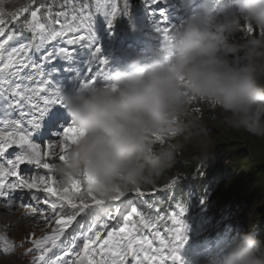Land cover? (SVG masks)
Wrapping results in <instances>:
<instances>
[{
	"label": "clouds",
	"instance_id": "clouds-1",
	"mask_svg": "<svg viewBox=\"0 0 264 264\" xmlns=\"http://www.w3.org/2000/svg\"><path fill=\"white\" fill-rule=\"evenodd\" d=\"M174 36L164 51L116 66L102 81L63 96L83 134L68 162L56 164V175L67 185L86 169L97 181L96 197L109 201L117 189L154 184L166 171H189V182L194 172L203 174L207 185L218 181L216 214L233 235L203 264H264L263 192L257 179L248 182L254 169L264 173V0H199ZM41 211L18 225L17 214H5L4 221L32 229L14 242H34L57 226Z\"/></svg>",
	"mask_w": 264,
	"mask_h": 264
},
{
	"label": "snow or ice",
	"instance_id": "snow-or-ice-1",
	"mask_svg": "<svg viewBox=\"0 0 264 264\" xmlns=\"http://www.w3.org/2000/svg\"><path fill=\"white\" fill-rule=\"evenodd\" d=\"M159 2L160 0H150L151 4ZM5 3L6 0H0V37L6 35V16L17 19L18 12L28 11V8L24 7L18 12H6ZM123 4V11H121L119 0H95L94 10L85 3L78 10H74L71 15L67 11H60L55 14V18L49 11L46 17L48 23L42 21L40 8H36L31 11L30 19L25 21V28L31 30L34 33L33 40L39 42L21 43L19 47H12L6 57L4 52L0 51V158L4 157L13 147L18 149L14 159H7V166L5 163H0V196L6 195L3 189H5L7 178L16 177V181L7 184L8 188L27 189L31 193V199L37 202L41 201L36 193L46 194L43 203L50 204L53 211L57 209V202H60L61 209L66 204L73 210V214L56 220L58 227L51 235L34 240L35 248L40 250L38 260L44 264H49L45 260V255L51 248L57 246V241L64 235L67 227L77 220V217L86 214V210L91 207L106 209L109 202L121 201L127 192L117 189L116 194L109 201L98 199L93 191L97 181L86 169L73 177L70 184L65 185L60 182L56 175V164L68 162V151L83 134L74 123L70 122L64 127L58 137L60 140L58 160L54 159L56 144L48 143L46 149L42 151L41 144L34 142L32 138L33 132L39 129L40 122L50 107L63 102L62 90L54 80L53 62L57 59L74 61L79 56L80 48L69 49L67 45L86 47L90 58L87 68L89 75L82 81L81 87L99 82L107 69L108 59L102 55L101 48L96 46L95 18L98 14L103 15L111 28L118 17L129 15L128 0H123ZM159 15L161 20L155 25V31L161 37L160 50L164 51L167 46L174 43L175 30L167 26L166 15L162 9ZM245 27L247 33L254 32L250 24H246ZM17 38L15 33L7 34L6 39L0 41V50H4L10 41ZM54 41H63L65 46H53L50 50H43L45 45ZM32 51L38 55L32 56L30 54ZM93 63L96 65L95 68L91 66ZM77 75L81 76L82 73L77 70ZM10 76H15L18 80L11 81L8 78ZM5 85L8 86L7 93ZM194 101L193 99L192 102ZM14 109H20L27 125L31 126L30 129L25 130L24 121L9 118L8 111ZM153 136L156 142L160 144L165 142L164 136L158 133ZM22 165H33L45 170V174L32 175L30 179H25L19 174ZM131 191L140 196L145 195L140 187ZM50 197H55L56 201H51ZM89 198L92 203L87 202ZM77 200L79 203L76 202ZM185 211V208L180 207L178 215L173 213L168 217L176 226L169 229L173 233L170 241L161 237L158 232L156 233L155 238L159 239V247H153V239L140 235L141 229L154 227V223L136 207H132L124 217L123 226L118 231L107 232L106 238L102 237L99 231H93L100 220L97 216L84 233L82 250L75 254L77 259L73 261V264H165V261L169 259L173 261V264H184L179 249L187 242V225L180 218ZM119 212L120 207L116 205L114 212H109L108 215L111 217ZM134 217H139V221L134 220ZM159 219L164 220L165 218L160 217ZM71 251V247L65 249L63 256L57 255L50 264H66L64 257H67Z\"/></svg>",
	"mask_w": 264,
	"mask_h": 264
},
{
	"label": "rangeland",
	"instance_id": "rangeland-1",
	"mask_svg": "<svg viewBox=\"0 0 264 264\" xmlns=\"http://www.w3.org/2000/svg\"><path fill=\"white\" fill-rule=\"evenodd\" d=\"M214 145H217V144H214ZM253 163H255V162H253ZM247 165H248V168H247L248 170L253 168L250 165V162H249V164L247 163ZM256 174H257L256 169H254L253 170V176L256 177V179H257L258 188L263 192L262 195H260V197L258 196V200L261 203V205L264 206V173L261 172L258 174V176H255ZM5 216L6 215H4V219H5ZM11 224L12 223H10V220H7L3 225H1V222H0V237L8 238V240H7L8 245H12L13 239H21L22 240V239L28 238V236H27L28 230L25 227H22L20 229L17 228L18 226L13 227L14 229L15 228H17V229L16 230L13 229V231L10 232L9 229L11 227ZM0 246H2L1 243H0ZM6 246H7V244H6ZM6 246H4V247H6ZM1 253L2 254L0 255V264H19L18 260L14 256L12 257L11 253L5 254L6 251H3Z\"/></svg>",
	"mask_w": 264,
	"mask_h": 264
},
{
	"label": "bare ground",
	"instance_id": "bare-ground-1",
	"mask_svg": "<svg viewBox=\"0 0 264 264\" xmlns=\"http://www.w3.org/2000/svg\"><path fill=\"white\" fill-rule=\"evenodd\" d=\"M46 132H48V131H43V133H46ZM51 135H52V133H48L47 136H43V135H42V138H43V140H44L45 138H48V136L50 137ZM259 173H261V171H258L257 174H256L255 176H258ZM249 176H250V179H249V181H248L249 183L254 182V181L256 180V177L253 176V172H251ZM247 189H249V185H247ZM167 210H168V208H167ZM2 214H3V215H2ZM8 214H9V213H8ZM4 215H5V214H4L2 211H0V222H2V224L6 222V221H4ZM12 215H13V214H12ZM31 215H32V214H31ZM8 218H9V217H8ZM2 224H1V225H2ZM13 227H15V226L11 224V227H10V229H9L10 232L13 231V229H14ZM24 227H25L28 231H31V230H32V229H31L29 226H27V225H26V226L24 225ZM8 228H9V227H8ZM17 228L20 229V228H22V226H18ZM17 228H15L14 230H16ZM1 254H2V253L0 252V255H1Z\"/></svg>",
	"mask_w": 264,
	"mask_h": 264
},
{
	"label": "trees",
	"instance_id": "trees-1",
	"mask_svg": "<svg viewBox=\"0 0 264 264\" xmlns=\"http://www.w3.org/2000/svg\"><path fill=\"white\" fill-rule=\"evenodd\" d=\"M168 208V207H167Z\"/></svg>",
	"mask_w": 264,
	"mask_h": 264
}]
</instances>
